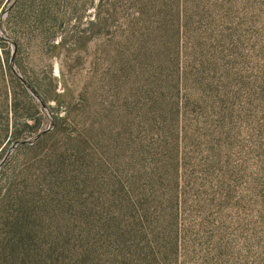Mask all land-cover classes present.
Wrapping results in <instances>:
<instances>
[{
    "label": "rangeland",
    "instance_id": "obj_1",
    "mask_svg": "<svg viewBox=\"0 0 264 264\" xmlns=\"http://www.w3.org/2000/svg\"><path fill=\"white\" fill-rule=\"evenodd\" d=\"M159 1L19 0L4 19L0 162L51 125L16 82L14 52L54 128L0 172V264H264V0H180L183 12L187 2L230 14L225 28L245 35L229 57L235 119L210 120L214 140L199 136L182 155L155 154L107 81L129 22L149 19L144 7L155 17ZM11 2L0 0V18ZM168 2L175 12L179 0Z\"/></svg>",
    "mask_w": 264,
    "mask_h": 264
},
{
    "label": "trees",
    "instance_id": "obj_2",
    "mask_svg": "<svg viewBox=\"0 0 264 264\" xmlns=\"http://www.w3.org/2000/svg\"><path fill=\"white\" fill-rule=\"evenodd\" d=\"M180 3L174 12L173 4L163 0L164 9L155 17L144 7L149 19L139 13L129 22L127 53L118 48L112 64L116 68L107 77L112 98L124 99V114L145 129L158 155H182L199 136L214 140L207 132L214 129L213 118L217 128L225 129L235 119L227 99V83L232 85L236 75L229 57L240 55L245 35L225 28L228 13L219 21L211 12L188 10L187 2L183 12ZM235 83L242 81L236 77ZM222 137L227 140L226 131ZM215 145L213 141V155L219 151Z\"/></svg>",
    "mask_w": 264,
    "mask_h": 264
},
{
    "label": "water",
    "instance_id": "obj_3",
    "mask_svg": "<svg viewBox=\"0 0 264 264\" xmlns=\"http://www.w3.org/2000/svg\"><path fill=\"white\" fill-rule=\"evenodd\" d=\"M19 2V0H12V2L5 8L1 18H0V36H1V28H2V23L4 21V19L6 18V16L10 13V11L14 8V6ZM13 45H15L14 41H10ZM11 70L12 73L14 74V76L19 79L21 81V83L25 86V88L29 91V93L39 101V103L42 105L43 109L49 114V117L51 119V125L50 127L45 130L42 131L41 133H39L37 136L28 139V140H24V141H16L14 142L8 149L6 155L3 157V159L0 162V172L3 169L4 165L6 164L7 160L9 159V157L13 154V152L24 145H34L37 141H39L45 134H47L48 132H50L51 130H53L54 128V124H53V117H52V113L50 112V109L48 107V105L45 103V101L42 99V97L39 95V93L29 84V82L18 72L17 70V66L15 63V52L12 56L11 59Z\"/></svg>",
    "mask_w": 264,
    "mask_h": 264
}]
</instances>
